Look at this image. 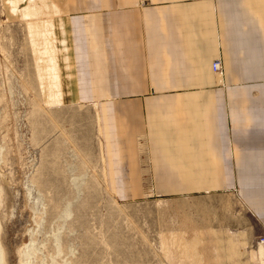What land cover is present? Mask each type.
I'll return each instance as SVG.
<instances>
[{
    "label": "crops",
    "instance_id": "obj_1",
    "mask_svg": "<svg viewBox=\"0 0 264 264\" xmlns=\"http://www.w3.org/2000/svg\"><path fill=\"white\" fill-rule=\"evenodd\" d=\"M62 4V95L98 107L113 190L132 196L144 149L165 196L233 193L264 230V0Z\"/></svg>",
    "mask_w": 264,
    "mask_h": 264
},
{
    "label": "rangeland",
    "instance_id": "obj_2",
    "mask_svg": "<svg viewBox=\"0 0 264 264\" xmlns=\"http://www.w3.org/2000/svg\"><path fill=\"white\" fill-rule=\"evenodd\" d=\"M63 2L0 0V264H262L233 193L165 196L144 149L132 196L113 190L98 107L62 95Z\"/></svg>",
    "mask_w": 264,
    "mask_h": 264
},
{
    "label": "bare ground",
    "instance_id": "obj_3",
    "mask_svg": "<svg viewBox=\"0 0 264 264\" xmlns=\"http://www.w3.org/2000/svg\"><path fill=\"white\" fill-rule=\"evenodd\" d=\"M57 67V66H56ZM47 69L49 71V77L47 76V78L49 79V87L53 88L54 86L58 85L57 82V76H56V72H55V68H53L52 65H48ZM58 70V69H57ZM259 249V257H260V261L262 262V264H264V250L262 248L261 245H258Z\"/></svg>",
    "mask_w": 264,
    "mask_h": 264
},
{
    "label": "built area",
    "instance_id": "obj_4",
    "mask_svg": "<svg viewBox=\"0 0 264 264\" xmlns=\"http://www.w3.org/2000/svg\"><path fill=\"white\" fill-rule=\"evenodd\" d=\"M212 69L214 72L218 73L221 71L222 69V62H221V59H215L212 63ZM258 244L262 246L263 250H264V234H262L260 237H259V240H258Z\"/></svg>",
    "mask_w": 264,
    "mask_h": 264
}]
</instances>
